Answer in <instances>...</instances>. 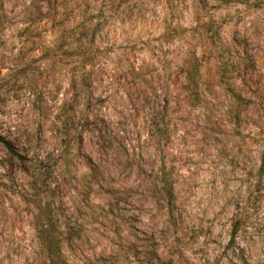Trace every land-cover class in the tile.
Masks as SVG:
<instances>
[{
  "label": "rangeland",
  "instance_id": "rangeland-1",
  "mask_svg": "<svg viewBox=\"0 0 264 264\" xmlns=\"http://www.w3.org/2000/svg\"><path fill=\"white\" fill-rule=\"evenodd\" d=\"M263 151L264 0H0V264H264Z\"/></svg>",
  "mask_w": 264,
  "mask_h": 264
},
{
  "label": "trees",
  "instance_id": "trees-1",
  "mask_svg": "<svg viewBox=\"0 0 264 264\" xmlns=\"http://www.w3.org/2000/svg\"><path fill=\"white\" fill-rule=\"evenodd\" d=\"M224 1H228V0H224ZM6 146L10 152H14V149L10 144L6 143ZM260 173H264V151L262 153V162H261V167H260ZM240 226H241V219H236L234 221V224H233L234 235L238 232Z\"/></svg>",
  "mask_w": 264,
  "mask_h": 264
}]
</instances>
